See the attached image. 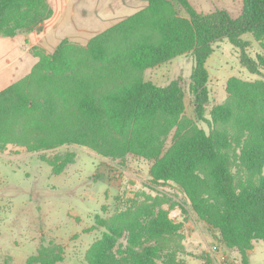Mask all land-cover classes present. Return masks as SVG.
Listing matches in <instances>:
<instances>
[{
	"label": "trees",
	"instance_id": "obj_1",
	"mask_svg": "<svg viewBox=\"0 0 264 264\" xmlns=\"http://www.w3.org/2000/svg\"><path fill=\"white\" fill-rule=\"evenodd\" d=\"M140 1L144 7L83 44L65 39L51 53L36 52L31 71L0 91V152L12 144L40 153L53 174L63 171L72 154L42 153L65 145L86 147L120 166L129 155L152 160L150 182L178 185L198 219L247 263L253 241H264V81L230 91L228 101L213 106L206 118V61L216 42L228 40L239 50L240 64L261 73L264 0H243L236 17L225 9L201 11L190 0ZM176 3L187 16L178 14ZM53 13L48 0H0V35L36 31ZM244 34L259 42L263 51L256 57L247 52ZM186 54L193 58L194 111L208 130L192 122L186 138L165 148L183 113L185 91L179 80L166 86L145 80L144 71ZM129 215L124 210L96 217L104 231L86 253L88 264H186L183 250L164 242L111 255ZM181 228L168 209H160L147 226L159 239L175 237ZM62 258L63 247L52 243L39 247L27 264H55Z\"/></svg>",
	"mask_w": 264,
	"mask_h": 264
},
{
	"label": "rangeland",
	"instance_id": "obj_2",
	"mask_svg": "<svg viewBox=\"0 0 264 264\" xmlns=\"http://www.w3.org/2000/svg\"><path fill=\"white\" fill-rule=\"evenodd\" d=\"M69 1L48 0L54 13L43 24V31H48L45 49L50 52L65 39L83 44L109 23L142 7L137 5L119 16L112 13L109 20L86 26L87 19L75 0ZM135 2L144 4L140 0ZM190 2L201 11L225 9L236 17L241 13L243 0ZM95 5L97 3L93 2L91 7ZM175 6L180 16H187L181 5L176 3ZM242 37L249 43L250 56L256 57L263 51L250 34ZM213 49L206 61L209 73L206 118H210L213 106L228 101L230 91L238 92L245 83L264 81V69L260 74L248 72L240 64L238 48L228 40L216 42ZM70 53L77 56L74 50ZM192 67L193 58L186 54L144 71L145 80L158 86L179 80L185 91L183 113L168 132L165 148L176 139L186 138L192 122L208 130L207 123L197 118L189 93ZM231 149L235 151L234 146ZM6 153L0 156V264H27V258L39 247L52 243L63 247V258L55 264H88L86 253L104 231L96 223V217L108 218L124 210L130 211L128 224L123 226L121 237L109 251L115 257L132 248L164 242L179 246L186 264H264V241H253V248L246 251L247 263H244L238 249L228 248L218 231L198 219L178 185L171 181L152 184V160L129 155L120 166L86 147L65 145L42 153L45 157L72 154V161L63 171L53 174L40 153L13 147ZM234 155L233 171L237 168ZM160 209H168L169 216L182 223L175 237L159 239L149 234L147 226Z\"/></svg>",
	"mask_w": 264,
	"mask_h": 264
},
{
	"label": "crops",
	"instance_id": "obj_3",
	"mask_svg": "<svg viewBox=\"0 0 264 264\" xmlns=\"http://www.w3.org/2000/svg\"><path fill=\"white\" fill-rule=\"evenodd\" d=\"M135 1L136 0H75L74 3L77 4L78 9H80L82 15H84L83 17L87 19L85 23L87 26L91 23L98 24L99 20H109V16L112 13H116V16L117 14L119 16L123 12L135 8L137 5L138 7L141 5L142 7L145 6V2L144 4H135ZM93 2H96L97 5L91 7ZM68 3H70L69 0ZM77 6L75 5V7ZM119 20L121 19L109 23L107 27ZM43 29L44 27H41L40 30L37 29L30 33H18L11 37L0 35V91L22 79L31 71L38 61L36 52L44 51L46 53H51L50 50L48 51L45 49V38L48 36V31H43ZM7 147L8 149L6 148L3 151L4 153L9 151L12 147L16 149L24 148L12 144H9ZM0 156L4 157L2 152H0Z\"/></svg>",
	"mask_w": 264,
	"mask_h": 264
},
{
	"label": "water",
	"instance_id": "obj_4",
	"mask_svg": "<svg viewBox=\"0 0 264 264\" xmlns=\"http://www.w3.org/2000/svg\"><path fill=\"white\" fill-rule=\"evenodd\" d=\"M38 29L40 30V29H41V27L39 26V27H38Z\"/></svg>",
	"mask_w": 264,
	"mask_h": 264
}]
</instances>
